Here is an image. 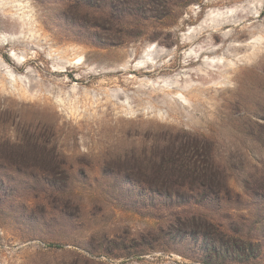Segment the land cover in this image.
<instances>
[{
	"label": "rangeland",
	"instance_id": "1",
	"mask_svg": "<svg viewBox=\"0 0 264 264\" xmlns=\"http://www.w3.org/2000/svg\"><path fill=\"white\" fill-rule=\"evenodd\" d=\"M184 2L0 0V264H264V0Z\"/></svg>",
	"mask_w": 264,
	"mask_h": 264
},
{
	"label": "trees",
	"instance_id": "2",
	"mask_svg": "<svg viewBox=\"0 0 264 264\" xmlns=\"http://www.w3.org/2000/svg\"><path fill=\"white\" fill-rule=\"evenodd\" d=\"M193 0H185L183 5L188 4ZM177 153L172 156L168 155V160L165 159V156L161 159V162L156 163L155 166L158 169L156 170V177L158 179H162L163 183H172L173 186L168 192V199L171 201L172 205L181 206L188 205L190 202L196 205H200L201 203L197 200H189L184 198L183 195L192 194V197L199 196L202 194L205 189L209 188V192L212 194H216L217 191L212 189L211 187L207 188L205 178L202 174L197 172H190L189 169H186L184 163L185 158L181 154ZM156 194H159L156 189ZM193 197V198H194Z\"/></svg>",
	"mask_w": 264,
	"mask_h": 264
},
{
	"label": "bare ground",
	"instance_id": "3",
	"mask_svg": "<svg viewBox=\"0 0 264 264\" xmlns=\"http://www.w3.org/2000/svg\"><path fill=\"white\" fill-rule=\"evenodd\" d=\"M227 14H228V13H227ZM221 15L223 16L224 13L221 14ZM225 15H226V14H225ZM228 15H229V14H228ZM228 15H227V17H228ZM152 55H153V52H148L146 58H144L143 60L146 61V60L149 59ZM148 57H149V58H148ZM143 60H142V61H143ZM142 61H141V62H142ZM207 63H208V61H207Z\"/></svg>",
	"mask_w": 264,
	"mask_h": 264
}]
</instances>
